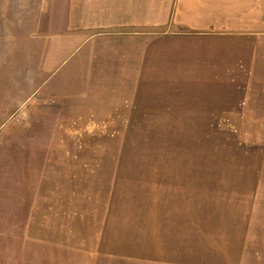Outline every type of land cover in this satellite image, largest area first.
Listing matches in <instances>:
<instances>
[{"label": "rangeland", "instance_id": "obj_1", "mask_svg": "<svg viewBox=\"0 0 264 264\" xmlns=\"http://www.w3.org/2000/svg\"><path fill=\"white\" fill-rule=\"evenodd\" d=\"M218 1L264 23V0ZM65 25L66 0H0V264H264V62L251 95L180 123L215 127L152 128L151 97L46 80Z\"/></svg>", "mask_w": 264, "mask_h": 264}, {"label": "crops", "instance_id": "obj_2", "mask_svg": "<svg viewBox=\"0 0 264 264\" xmlns=\"http://www.w3.org/2000/svg\"><path fill=\"white\" fill-rule=\"evenodd\" d=\"M161 1L66 0L65 28L73 42L46 80L67 73L73 74L71 80L98 83L94 96L151 97L157 106L151 123H164L152 128L215 127L180 123L211 122L215 110L198 105L213 107L221 97L251 95L253 83L262 80L257 66L264 58L256 52L264 23L220 22L221 15L235 12L221 14L218 0ZM175 97L193 99L171 102Z\"/></svg>", "mask_w": 264, "mask_h": 264}]
</instances>
